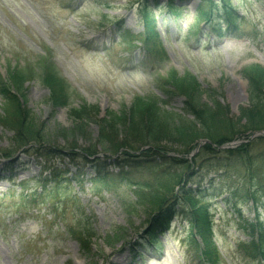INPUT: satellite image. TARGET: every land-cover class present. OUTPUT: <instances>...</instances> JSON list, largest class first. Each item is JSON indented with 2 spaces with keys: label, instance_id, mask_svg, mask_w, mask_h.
Masks as SVG:
<instances>
[{
  "label": "rangeland",
  "instance_id": "1",
  "mask_svg": "<svg viewBox=\"0 0 264 264\" xmlns=\"http://www.w3.org/2000/svg\"><path fill=\"white\" fill-rule=\"evenodd\" d=\"M168 2L145 3L152 10V23L167 54L164 62L156 66L157 71L149 75L141 65L146 60L140 37L146 28L138 0H0V85L7 76L24 78L17 98L21 112L27 115L22 124L11 119L5 126L0 123V264L198 263L192 245H196L191 238L193 230L186 222L178 219L172 231L160 238L158 247L152 248L144 234L151 215L146 206L136 205L134 188L122 182H95L99 172L112 178L119 176L120 167L133 165L132 159L107 161L101 151L99 159L106 162L107 170L85 164L82 158L76 160L80 166L66 157L52 160L57 169V184L45 185L46 189L41 181L50 177L41 154L64 150V142H71V138L52 137L47 146L34 141L17 144L14 140V128L23 137L36 125L70 130L71 111L85 105L97 107L99 114L93 115L94 121L82 134L73 136L80 150L96 142L98 118L107 111L128 109L137 99L182 114L184 96L173 87V93L167 95L160 90L169 87L166 77L173 72L178 78L192 76L203 90L214 91L210 98L221 107L218 120L223 125L219 131L224 132L228 123L233 124L235 132L240 130L232 141L242 143L233 149L247 145L243 141L262 132H245L246 122L239 119V110L249 105V76L264 70V0H227L226 5L241 19L227 31L217 21L220 14L216 7L221 6V0H175L180 10L178 16L160 10ZM201 13L211 15V21L201 19ZM218 29L224 30L222 39L215 33ZM148 64V68L153 66ZM46 67H53L69 88V106H52L54 87L45 79ZM53 83L63 90L64 85L54 80ZM201 100L206 103L208 98L203 95ZM7 111L0 90V120H5ZM148 125L143 122L144 127ZM178 136L157 138L159 148L163 147L160 150L167 152L164 160L156 156L146 158L143 153L136 156H142L140 161L163 166L169 173H181L180 177L187 180L190 175L187 189L200 183V189L206 190L197 195L204 200L203 205L209 206L213 217L211 242L219 252L216 257V251L211 249L212 259H217L214 264H258L247 258L243 249L240 251V245L253 238L246 230V221L253 220L254 212L242 188H249L244 183L248 177L243 174L240 180L233 175L228 182L216 179L215 186L207 189V181L218 172L211 169L212 175L204 182V174L210 168L198 166L208 164L210 157L205 156L188 170L180 165L181 160L190 162L194 158L180 152H192L199 142L208 145L204 143L207 139L199 136L194 143H186L196 137L181 141ZM262 149L261 145L259 150ZM217 160L219 165L231 164L225 155H218ZM131 170L127 168L124 173L136 181L150 183L154 179L146 170ZM232 185L239 189L231 190L229 202ZM260 217L264 220V211ZM71 227L94 232L90 251H83L73 239ZM113 234L119 241H111L114 236L109 239ZM204 243L201 241V248Z\"/></svg>",
  "mask_w": 264,
  "mask_h": 264
},
{
  "label": "trees",
  "instance_id": "2",
  "mask_svg": "<svg viewBox=\"0 0 264 264\" xmlns=\"http://www.w3.org/2000/svg\"><path fill=\"white\" fill-rule=\"evenodd\" d=\"M138 1L140 2L141 14L146 28L145 34H142L140 37V42L143 45L144 59L146 60V62L142 64L147 69L149 62L153 64L152 68H155L156 65L164 61L165 53L152 23V18L155 17L145 4L148 0ZM156 1L160 3L161 0ZM221 3V6L216 7L217 13L220 14L217 21L223 23L227 31L230 27H235L241 19H239L233 13V10L226 5L227 0H221ZM164 8L176 16H178V12L180 11L175 6V0H169ZM200 17L201 19L211 21V15L209 14L201 13ZM215 33L220 38L224 36L223 29L215 30ZM46 69V73H44L45 79L49 80V85L52 86V88L54 87L52 91V97L54 99L51 100L52 106H69L71 103L68 99L69 88L67 89L63 80L55 73L53 67H46ZM17 78H19V80ZM17 78L11 75V80L9 79L8 83L5 81L0 85L2 96L8 107V111L6 112L8 116L5 117L4 121L2 119L0 120V123L4 126L6 123L10 122V119L22 124L27 116L25 112H21L17 96L11 93V87L17 90V94L21 92L24 78L18 76ZM166 78L169 81V87L165 86L160 88V90L167 95L173 93V89L170 88L173 87L176 92L184 96L185 105L183 108V116L168 112L163 107L161 108L158 103H145L143 100L137 99L128 109L121 110L120 112L107 111L105 116L98 118L95 121L98 129L96 142L88 146L85 150H80L77 149L73 136L82 134L84 132L83 130H86L90 123L94 121L93 115L99 114V109L97 107L93 108L92 106L85 105L74 108L71 111L70 116L73 120V125L70 130L61 128L50 129L42 125H39V127L36 125L29 129L26 136L23 137L22 134L14 128V140L17 144H25L28 141H34L42 146H47L51 143L52 137H63L65 135L63 138H66V135H68L71 138V142L68 143L69 140L66 139L64 143H67V148L55 151L48 150L44 154H41V159L44 161L45 165L50 164L52 160L64 159L65 157L71 159L74 163H78L76 160L82 158L85 160V164L98 165L96 167L100 165L103 167V170H107L106 162L100 161V159L96 157L101 151L103 152L102 154L105 155L104 159H107V156H109L110 159L113 156H119L115 159L117 162L118 159L121 160V158H125L126 162L132 159L133 161L131 164L134 163L133 165H124L120 167L119 176L112 178L109 174L99 172L97 180L95 181L111 184L122 182L124 185L126 184L128 188H134L136 205L146 206V211L151 215L149 228L145 232L151 243H155L160 235L169 231L174 220L178 216H182L194 230L192 237L194 236L195 239L199 237L202 241L206 242V244L204 243L205 248L198 250L200 258L202 256V258L206 260H211V249L213 251V243L211 242L214 223L213 217L211 216L209 208L203 205L201 198H199L192 189H187L190 175L187 180L183 176L180 177L181 173H169L162 168L163 166H153L151 161H140L139 159L142 156H135L133 153L138 152V155L143 153V156H146V158L156 156L164 160V156L167 155V152L161 151L160 149L163 147L159 148L158 146L160 142L157 138H160V136H173L178 134V138H180L181 141H185L187 138L189 139L190 136L196 137L195 140L186 143H194L199 136L201 138H206L211 144L202 147L199 154L193 159L192 162L195 167L198 165L196 164L197 162L207 156V158L210 157L208 164L201 163L198 166L200 169L205 167L210 168L205 176L209 175L211 169L218 173L222 171L223 173L220 175V178L225 181H231L233 175L236 176L237 179L242 180L243 174H246L248 179L244 180V183L249 184V188L247 185H243L242 188H244L246 198L252 201L257 212L259 209H264V149H262V151L259 150L261 145L264 147V138L255 140L237 149L225 151L217 150L218 147L231 142L234 137L240 133V130L235 132L233 124L228 123L224 126V132L221 133L219 131L221 125H223V123H220L218 120L221 107L218 103L214 104L211 100L210 96L214 93L210 91L204 92L197 80L192 76L178 78L175 76V72H173V74H167ZM53 80L61 86L64 85V91L59 90V87H56ZM165 85H168V83H165ZM249 86V105L240 108L239 119L245 120L246 122L244 128L245 132L261 131L264 130V70L254 76H249ZM181 87H184L186 90L184 91ZM203 95H206L208 98L206 103H202L201 99ZM188 116H192L193 119H187L186 117ZM144 121H147L149 125L144 127ZM18 127L20 128V126ZM132 142L135 144H132ZM213 145L217 148H214ZM121 149L123 152L119 153ZM62 151H64V153ZM189 153V151L186 153L180 152V154L183 155ZM220 154L225 155L231 164L227 166L222 164L219 165L217 157ZM173 161L177 160L173 159ZM180 162L183 169L187 167L188 170L190 167H194L188 165L189 162L186 160H181ZM127 168L132 169L130 172H134L135 169L147 170L154 179L150 183L136 181L130 174L124 173ZM45 169L48 173L52 172L53 174L52 165L45 167ZM54 183L56 182L54 181ZM214 183L215 181L212 180L210 183L211 188L214 186ZM176 187H180L177 195L175 193ZM199 192L201 191H198V193ZM181 194L183 196H181ZM82 217L83 215L80 214L79 218L82 219ZM250 229L252 233H256V240L249 245H243V247H245L244 250L251 252V257H253V259H257L258 257L264 259V223L257 221L256 223L250 224ZM71 231L72 237L79 243L81 249L83 251L86 249L90 251L93 239L95 238L94 232L90 233L82 229H78L77 231L73 229ZM113 236V239L112 236L109 237V239H112L111 241H119L117 240L118 237L116 234H113ZM195 239L193 241L196 243V248H199L200 245ZM108 243H110V240Z\"/></svg>",
  "mask_w": 264,
  "mask_h": 264
},
{
  "label": "water",
  "instance_id": "3",
  "mask_svg": "<svg viewBox=\"0 0 264 264\" xmlns=\"http://www.w3.org/2000/svg\"><path fill=\"white\" fill-rule=\"evenodd\" d=\"M262 134H264V132L257 133V134H255V136H259V135H262ZM232 145H233V144H231V145H229V146L221 147V149L228 148V147H230V146H232ZM234 145H239V143H234Z\"/></svg>",
  "mask_w": 264,
  "mask_h": 264
}]
</instances>
